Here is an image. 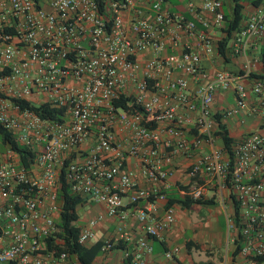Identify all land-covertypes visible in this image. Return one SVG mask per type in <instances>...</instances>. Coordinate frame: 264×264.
Wrapping results in <instances>:
<instances>
[{"label": "built area", "instance_id": "2783aa9c", "mask_svg": "<svg viewBox=\"0 0 264 264\" xmlns=\"http://www.w3.org/2000/svg\"><path fill=\"white\" fill-rule=\"evenodd\" d=\"M220 5V0L200 4L216 27L224 21ZM123 10L130 12L128 24ZM198 20L207 25L203 18ZM194 30L192 20L170 14L163 0H148L146 10L134 0H102L100 7L96 0H0V129L32 153L25 166L0 138V264H79L75 253L58 248L63 243L56 224L61 170L71 194L102 203L106 214L120 221L128 215L121 209L126 193L128 202L137 206L135 218L144 235L160 236L174 222L173 209L156 213L148 201L155 189L137 185L125 167L126 155L138 159L146 180L158 182L170 173L174 155H187L202 142L210 149L190 164L187 173L194 182L183 193L203 199L209 188L219 201L232 195L236 212L233 208L227 223L235 231L233 243L246 264H256L251 257L264 252V76L254 78L248 89L241 82L232 85L234 76L222 70L205 79L201 55L194 49L162 55L165 34L174 46L181 32ZM262 34L264 0L237 32L234 52L243 51L245 38ZM197 37L204 53H211L210 38L202 30ZM146 50L151 57L140 62L137 55ZM249 74L246 61L240 76ZM189 78L196 81L192 96L185 91ZM219 87L231 88L234 95L233 105L221 111L223 116L247 109L248 90L257 97L253 109L261 129L235 139L229 152L212 146L209 106ZM120 96L128 99L127 106H136L115 105ZM19 101L63 108L62 118H41L20 107ZM195 102L196 136L190 141L181 126L167 124L162 140L157 125L176 120L175 106L193 111ZM116 126L126 131L125 148L114 140ZM87 140L90 145L84 149ZM142 199L148 203L139 207ZM99 218L79 227L80 244L92 238ZM117 233L130 238L121 226ZM146 237L137 238L132 249H122L123 264H152L144 257L151 251ZM111 246L112 240H104L103 249ZM176 251L174 246L163 255L171 258Z\"/></svg>", "mask_w": 264, "mask_h": 264}, {"label": "crops", "instance_id": "0c3cea01", "mask_svg": "<svg viewBox=\"0 0 264 264\" xmlns=\"http://www.w3.org/2000/svg\"><path fill=\"white\" fill-rule=\"evenodd\" d=\"M221 5L219 11L228 17L232 15V8L234 3L237 2L241 6V19L237 25V28L232 30L227 38V41L223 45V53L219 54L217 46L219 40L225 38L226 32L224 31L226 22L223 21L221 27L213 26L210 23L211 13L208 11L201 10V0H163V7L174 16H181L186 20H192L195 23V30L192 34L181 32L178 36L176 45H172L170 34H165L162 38L164 47L163 54H169L174 51H178L184 47L194 49L201 55L200 66L201 71L205 79H211L214 73L218 70L229 72L234 76L231 84L241 82L248 89L250 88L253 79L257 76L264 75V34L249 36L242 40L244 44L243 51L234 52V42L237 32L245 24L248 17L257 11L258 5L252 3V0H220ZM137 6L142 7L144 10L147 9L148 0H134ZM122 17L125 24L130 21V12L127 10L122 11ZM201 17L207 21L206 26H202L198 18ZM199 30H202L212 41L213 49L211 53H204L202 46L198 40L197 34ZM151 57L149 50L140 52L137 58L140 62H144L146 59ZM248 61L250 64V74L246 78H242L240 74L243 72L244 63ZM179 72H175L174 75H178ZM127 87L132 89L131 84L127 83ZM196 88V81L188 79L186 86V93L189 96L194 94ZM160 101H165L163 96H160ZM169 105L174 106L175 101L171 98L167 99ZM247 109L242 112L231 115L223 116L221 111L229 108L234 103V95L231 88L222 89L216 88L213 96V100L209 106L210 117L213 121V131L216 129L215 115H219L220 122L224 124L228 134L233 139L239 138L241 135L252 130H260L259 115L254 111L257 104V97L253 95L249 90L247 93ZM196 108L193 111H189L185 108L175 106L176 120L168 123L158 124V134L163 140L166 138L164 127L167 124L181 126L184 130L185 136L188 140H192L196 136V127L194 125L195 118L199 114V105L197 102ZM186 119L190 121L187 122ZM179 120V121H177ZM114 140L118 142L123 148H125V137L126 131L116 126L114 128ZM90 145V141L87 140L82 144V148H87ZM213 147L223 148L221 139L218 135L213 136ZM163 150V148H161ZM168 149V148H167ZM210 146L205 142H202L199 149H194L187 155L177 154L172 157L171 171L163 181L150 182L146 180L140 173L139 161L136 157L126 155L125 167L134 174V178L139 187L146 189H155L153 198L148 199L155 206L157 214H162L163 209L171 207L174 213L173 224L158 237L149 238L143 233L141 225L135 218V204L128 202L127 194H122V206L121 209L128 211V215L123 221L118 220L116 216H110L106 214L105 206L102 203L95 202H81L76 206L77 219L74 222L78 227L86 223L90 218L100 216L92 227V238L84 243L83 245L88 246L93 241L99 240L104 242L106 239L112 240V247L109 249H103L101 247L98 254L93 258L92 264H123L122 249H132L134 241L137 238H145L148 240L151 246L150 253L144 254L147 263L152 264H192L200 263L205 261H212L216 264H227L225 259L222 262H217L213 257L215 253L220 251L224 252L223 257L229 253V262L233 264H246L245 259L237 253L233 260L231 252L235 248L233 238L235 231L228 227L227 220L233 216V203L229 195H225L222 201L217 200L213 197L212 190L207 188L204 200L211 199L212 203H192L189 207L182 206L178 199H183V196H187L183 192L186 190L183 187H189L194 179L191 178L187 169L190 164L197 158L201 153L207 152ZM165 166V165H164ZM189 197V196H187ZM168 199L172 202L167 205ZM147 200H140L138 202L139 207H143L148 203ZM219 206V210L222 211L226 226L229 228V232L224 235L223 233L215 241V243L207 244L204 236L206 230L209 228L207 221L200 217L199 214H193L194 211H198L202 207H208L209 215H215L216 212H212L211 206ZM126 231L130 238L124 240L119 238L117 233V227ZM212 229V226L210 227ZM185 230L189 232L186 235ZM208 231H210L208 229ZM103 246V245H102ZM177 247V251L172 254L171 258H166L163 255L165 249L171 247ZM221 248L214 251V248ZM207 254L206 255V252ZM192 253L197 258L192 257ZM202 257V259L200 258Z\"/></svg>", "mask_w": 264, "mask_h": 264}, {"label": "trees", "instance_id": "16d2710c", "mask_svg": "<svg viewBox=\"0 0 264 264\" xmlns=\"http://www.w3.org/2000/svg\"><path fill=\"white\" fill-rule=\"evenodd\" d=\"M96 2L100 7L102 0H96ZM252 3H254L255 5H259L260 0H252ZM240 9L241 6L237 2H235L232 8L231 17H228L222 13L224 21L226 22L224 28L226 35L225 38L219 40L218 42L217 51L219 54L223 53V45L227 41L230 32L237 28V25L242 17ZM127 100H128L127 98L120 96L115 101V105L123 108L136 106L135 104H131V106H127L125 104ZM18 103L20 107H27L31 109L41 118H53L58 120L62 118L63 108L56 109L50 107L48 104L30 105L24 101H19ZM215 121H216V129L213 131V134L219 136L223 148L227 152H229L230 146L234 141V139L228 134L224 124L220 122L219 115H215ZM0 138L3 143H7L12 149H14L18 153L20 162L26 166L32 156V153L23 146L15 143L11 139V135L8 132L4 131L3 129H0ZM183 188L187 189L188 187L184 186ZM58 197L61 199V210L59 212V217L56 222L59 230L57 235L59 237H62L63 240L62 247H58V248H61L71 253H75L77 255L79 264H92V260L100 251L103 242L99 240H95L90 245L85 246L77 241L79 227L74 223L77 219L76 206L77 204L84 202L85 199L78 195H73L69 192L67 184L63 179V170H61L60 173ZM183 197H184L183 199H178V202L185 207H189L192 203H199V204L212 203L211 199L204 200V199H191L190 197L187 196H183ZM230 197L233 202L234 211L236 212L235 200L233 199L232 195ZM151 198H153V196H151L150 199ZM171 202L172 201L168 199L167 205H169ZM51 243H52L51 240L48 241V245H50ZM238 250H239V246L235 245V248L231 252L232 260L234 256L238 253ZM251 259H253L256 262V264H264V252H262L259 255L252 256ZM192 264H216V263L212 261H205V262L192 263ZM227 264H233V263L231 261Z\"/></svg>", "mask_w": 264, "mask_h": 264}, {"label": "rangeland", "instance_id": "374dc122", "mask_svg": "<svg viewBox=\"0 0 264 264\" xmlns=\"http://www.w3.org/2000/svg\"><path fill=\"white\" fill-rule=\"evenodd\" d=\"M210 209H212V212H213V210H214V212H216L215 215H212V216L209 215L211 213H209L208 207H202L197 212L194 211V213H193V214H199L200 217H198V219H200L202 216V218H204L208 223V227H209L208 229L210 231H208V229H207L206 230L207 233L204 236V239H205L207 244L215 243V241L219 238V236L222 233L225 235L227 232V234H228V232L230 230L226 226L224 215H223L222 211L219 210V206L214 205V206H211ZM211 226H212V229H210ZM185 233H186V235H189V232L187 230H185ZM219 249H221V248L215 247L214 251H217ZM205 253H206V255H208L207 251ZM223 254H224V252H222V251H220L219 253H215V255H214L215 257H213V258L217 262H222L223 259H225V262L228 263L230 254L227 253L225 255V257H223ZM192 257L194 259L197 258L194 253H192ZM200 258L202 259V257H200Z\"/></svg>", "mask_w": 264, "mask_h": 264}]
</instances>
